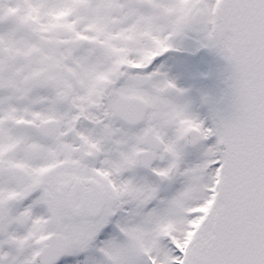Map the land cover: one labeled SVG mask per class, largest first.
<instances>
[{
    "label": "snow or ice",
    "instance_id": "1",
    "mask_svg": "<svg viewBox=\"0 0 264 264\" xmlns=\"http://www.w3.org/2000/svg\"><path fill=\"white\" fill-rule=\"evenodd\" d=\"M0 264H264V0H0Z\"/></svg>",
    "mask_w": 264,
    "mask_h": 264
}]
</instances>
